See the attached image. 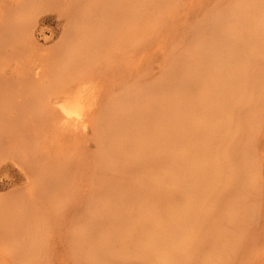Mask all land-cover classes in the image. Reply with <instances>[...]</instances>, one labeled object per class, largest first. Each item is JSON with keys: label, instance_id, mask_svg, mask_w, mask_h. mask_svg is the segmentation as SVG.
Segmentation results:
<instances>
[{"label": "rangeland", "instance_id": "rangeland-1", "mask_svg": "<svg viewBox=\"0 0 264 264\" xmlns=\"http://www.w3.org/2000/svg\"><path fill=\"white\" fill-rule=\"evenodd\" d=\"M87 1L92 3V0H87ZM125 1L123 2V6L124 7L126 6L125 9H127L129 13L128 16H126L128 20L126 21L128 22V24L125 21L126 30H128L129 25H131L134 22L136 23L135 26H134L135 23L133 24L134 27H132V25L130 26L132 28H129V32H126V30L123 29V33L124 32L126 34L129 33L127 36L128 40L125 39L126 40L125 41L124 38L122 37L123 42L118 46H113V43L108 42V44H112L111 47H107L102 57L96 60L95 59L89 60L87 56L86 61L82 63L84 66L80 67L82 68V70L79 71V74H81L80 76H82L83 78L79 79L78 77L80 76L79 75L77 76L78 73L76 72L77 74H74L76 80L73 81L72 87L77 86L78 82L81 83V81L84 79L87 86L93 87L98 92L99 100L106 102L108 97L111 95H112L111 97H113V96H118L119 94L123 95L124 93H126L127 95L130 94L128 89L136 88L138 85L141 87V89L143 88L142 90L143 92L146 86L149 88L151 87L152 89H148L147 93L150 94L149 96L153 95L154 97V94H152L153 93L152 90L154 89L153 86L159 83L161 84V89L158 88L157 92L161 93L162 97H160L161 95L157 96L159 94L157 93L156 97L158 99H156L157 101H154V103L156 107H160L161 102L163 101L162 100L163 96L167 97L169 95L172 101H175L176 98L178 99V96L181 95L186 89L188 90V86L184 85L186 83L185 82L186 79L184 80V74H175L177 78L174 74H172L170 77L168 76L166 77L165 74L166 71H169L168 69L171 67V64L173 65L174 63L173 61L175 60V58L178 57V59L180 60L183 59L181 60L182 62L186 61V59L189 57V56L186 57V54L188 53L187 51L191 49L195 43L204 42L206 40L205 38H209L212 34H214L213 30H207L205 28L204 26L205 21L207 23H210L209 26L212 24L215 27L221 26L220 28H224L225 27L224 24L228 20L229 12L231 10L233 11L234 9H237L240 6L249 4V1L252 0H125ZM15 2L17 3V1L15 0H0V12L1 10L4 11L5 7L7 8V10L5 11L8 12L11 10V12L12 11L15 12V10H12V9H16L15 6L13 7V5H16L14 4ZM82 2L84 3L86 2V0L85 1L84 0H51L50 3H48L49 5L48 4L46 5L45 11L41 12V14L38 12L37 13L38 16L35 15V17L38 18L37 19L38 24L34 22L36 27L33 25L32 30L30 29L31 26L25 27L26 29L29 28V30H31V32L33 33L32 34L33 37H31L32 38L31 40H33L34 42L36 40L35 42L36 44L32 42L35 46L31 47V45L33 44H31L30 42L31 41L30 37L27 36L28 33L25 32L24 33L26 35L25 34L23 35L20 34V35L27 36L28 38L27 37L25 38L29 39L30 40L29 42L23 37L26 40L24 41V39H22L21 36H17L18 38L22 39L19 40L20 42L18 41V38L16 39L17 42L16 40L14 43L11 42L10 39L13 36L12 33H10L11 37L8 38V40L12 43L11 45H8L10 43L4 44L7 42L3 41L4 40L3 37H2L3 38L2 44L6 46L4 45L2 46L0 41V45H1L0 48L3 47L2 49H0V204L4 205L2 211L0 212V264H86V263L111 264L110 262L114 258H119V259H114V261L115 260L116 261L115 262L113 261V264L116 263L117 260H120V258H121L120 261L123 260V262H127V264L130 263L131 264H147V263L148 264H178L179 261L181 264L182 262H186V261L188 262V258L190 257L187 256L189 255L190 251H194V248L196 251H199L198 243L202 241H207V244L204 247L205 249L201 253L202 255L198 253L200 255V258H198V260L196 259V261L192 259L195 262L191 260L192 262L190 263L205 264L206 262H208L207 264H264V120H263L264 119V72H263L264 48L261 49V51H263L262 52L263 54L261 53V55H260L261 51L259 52L257 51L259 56L257 58L258 62L252 63L246 60L248 63L246 62L243 65L242 61L248 58L246 57L244 59V54L248 55L247 54L248 52L246 51L247 53H245V47L243 46L245 45V43H247L248 46L249 43L251 45L253 43L248 42V40L244 42H242L243 41L242 40L240 42L241 44H239V49H241L242 51V47H243V52L241 51L239 52L242 53L241 55H243V58L239 56L240 53L238 52V55L236 54L234 56V58L236 57L234 61L235 64L238 66V70L239 69L242 70L243 68H246L247 73L249 75H247L246 73L244 74V72H246L245 69H243L244 72L239 71L240 74H232V75L226 74L227 76L224 74L226 76V78L224 79L226 80V82L224 81L223 86H226L225 87L226 93L223 90L224 87L219 85L223 90L222 93L224 92L223 95H219L222 97V99H220L222 100V102L219 100L217 101L215 99L216 103L212 104V106L209 109L211 113L210 112L209 114L206 113L207 117L213 113L215 118L213 117V115H211V118L212 119L214 118L213 121L210 118L211 122L209 120L200 123V125L198 124V127L201 126L200 129L205 127L206 131L208 132L204 131V133L206 132V136L202 137L201 139L200 137L203 133L202 131L198 134V136H195L197 141L194 139L193 142L194 147H192L193 143L190 144L191 149L193 148L192 151L191 149L188 150L191 151V156L194 155L193 156L194 159L196 158L195 160H193L194 166L197 165V167H200L202 173H204L205 171L204 175L201 173V177L207 176L208 178L207 177L204 178L205 179V182H203L204 186H198L200 188H198V190L196 189L197 192L199 190L200 191L198 193L196 192L197 194H195V196H192L190 198L191 200H186L182 190H180L182 189V183H183L182 180L181 181L175 180L173 181L174 183H172L168 181L167 178H165L166 174H169L170 172H175V170L178 169L177 166L172 164L173 163L172 155L174 153L172 151L174 150L175 144L179 142V138L177 135L174 136L171 135L173 137V140L175 142L177 141L176 143L172 140L171 137L170 139L172 141V144L170 142L169 144H171L172 146L171 145L169 146V144L167 143V145L165 144L167 148L164 146L163 149L161 150L158 149L156 151H151L149 154L151 156L147 154L149 153V148L151 150L154 148V146L151 145L150 147L151 142L149 140H145L143 142L145 143V145L143 144V146L147 151L146 152L144 150L143 152H141L142 150L140 151V154L143 155L142 157H144V159H140L138 163L129 162V159H131L134 156L130 153L125 154L124 158L122 156L121 157L122 159L120 158V160L116 162L112 157L111 158L108 157L107 154L104 153L100 154V151L103 148L102 146L99 145V143L96 142L95 136L91 130H89V133H87V131L83 132L81 129H79L76 135L74 134L76 138L75 140L78 142L77 148H75L76 147L75 145L74 147L73 146L70 147L69 146L70 144H67L69 142L65 141L67 138H65L62 132V135L64 137L63 139L65 141L64 147L65 144L69 146L68 150L70 151L69 153H71L70 155L72 156L70 157V155H68L70 157V160L67 162H66L67 158L65 159L64 154L61 153L63 156L60 154L62 148H60L59 150L57 144H55L57 148H53L55 146L51 143V145H53L51 146L52 151L50 150L51 155L55 154L54 157L56 158V161L62 156V158L64 159L63 165L62 162H60V160L59 162L58 161L56 162V161H52V158L51 159L47 158L41 151V149L46 146L43 142L45 140L43 139L46 140L48 139L51 142L53 141L52 137H53L54 129L56 127L55 124L59 122L60 119L56 117V114L59 112L56 113L52 110L49 113L48 112L49 107L46 108V106H51V105H49L47 102L44 101L43 103H41V100L39 101L34 100L35 102L33 101L34 103L31 104L34 110L30 109L31 108L30 107L28 108L29 110L28 112L27 109H24L26 108L25 107L26 96H29V94L32 91L31 88H33V86L31 85H34L35 88L37 86H40V84L41 86H43L42 83H44V86H46L47 83L45 82H48V84L54 82L55 80L54 78L56 77L53 76L54 77L53 78L51 76L53 75L52 67L54 66V65L52 66V64L55 62L52 60V62L50 63V57L53 54V52L56 51V48L59 46L58 44L61 42V39L63 38L62 33H64V30L69 24L70 21L69 18L74 12L78 10L77 8L84 6ZM114 2H116V0H114ZM117 2H119V0H117ZM10 5L12 6L11 8ZM1 6L3 7L1 8ZM115 10H118V8L116 7ZM5 11L4 13L2 12L4 16H6L7 14V12ZM79 11L81 10L79 9ZM131 12L139 13L137 15H140V18L136 20L134 17V13ZM2 14L0 16H3ZM28 14H29L28 12L27 14H25L26 17ZM15 15H18V13L17 14L15 13L14 16ZM212 19L213 21H215L216 19L217 22L216 21L212 22ZM124 20L125 18L123 19V21ZM2 21L3 20H1L0 18L1 23ZM114 21L116 22V20ZM115 22L113 23V25L117 24V22L116 23ZM221 23H223V26ZM28 24L32 25L30 23ZM1 26L2 25H0V27ZM0 30H2V28H0ZM3 31L2 33H4ZM0 36H2V34ZM33 38H35V40ZM182 55L183 57L186 58L181 57ZM237 56L239 58H237ZM61 59L62 62L65 61L63 57H61ZM237 60L242 63L237 62ZM237 63H240L242 66H240V64ZM256 66L257 68L259 67L261 68V69L259 68L260 74L257 68H256L257 70H253V68ZM247 68L249 70L251 68L252 73H250L251 71L249 72ZM257 71L258 74H256ZM49 74L51 75L50 77H48ZM165 77L167 78V80L163 79ZM162 79L167 83V85L168 82L169 83L171 82V86L169 85L171 87V90H169L170 87L167 88L166 83ZM172 79L176 80L177 85L176 83L173 82ZM237 80L239 81L237 82ZM56 81L57 80H55L54 83H56ZM229 81L232 82L229 83ZM68 85L67 87H69ZM180 85H184L185 89L181 90L182 87ZM219 86H217V88ZM256 86H258L259 88L258 87L256 88ZM233 89L236 93H234ZM101 91L103 93H101L100 95ZM151 91L152 93H150ZM230 91H233L232 95L229 94ZM233 95H235L236 97L234 96L233 98ZM191 97L193 98L194 96ZM191 97L185 99H190ZM50 98L52 97L50 96ZM142 101L144 104L145 100H141L140 103ZM223 102H226L227 104ZM31 105L28 104V106ZM144 105L143 107L145 109L146 107ZM36 106L40 110L39 112L38 109L36 110L34 108ZM100 106L101 107H99V109L101 112L102 104ZM231 106H232V110H230ZM221 107L223 109L224 108L229 109L232 113H230L229 111V113L227 114L224 109L223 111L225 112V116L223 113V117H222ZM217 108H220L221 110ZM256 109L259 110L257 111ZM45 110L51 116L53 115L51 114V112L52 113L54 112L55 117L54 115L52 116L54 119L48 113H45L46 112ZM255 110L260 116L255 114ZM208 111L206 110V112ZM219 112H221V114ZM22 113H26V115ZM38 114L39 117H41V119L39 118V120H37ZM230 114L231 116L234 117L230 116V118L232 119L228 121L230 119L228 118ZM22 115L27 116L26 117L27 120L24 117H22ZM19 116H21L22 119L24 120H21V117ZM31 116H33L36 119L35 120L36 122H34V118ZM57 116H59V114ZM247 118H251L253 120L254 118L256 119L258 118V120L255 119V123L252 124V121L248 120ZM17 119L20 120V123L22 124L20 126L22 128L23 127L25 128L22 129L19 125H17L20 123L17 124L15 123V122H19ZM224 122H226L227 125H225L226 124L225 123L224 124L225 126H222ZM11 123L14 124V127L13 125L11 126ZM30 123H35V125L34 124L31 125ZM220 123L221 125H219ZM24 124H26L27 126ZM18 126L19 129L21 128V130H24L22 132L25 133V137L28 136V138L26 137L27 140L25 141V143L20 141V140H24V133L22 132L19 133ZM28 127H31V129L33 130L31 131V129ZM223 127L226 128V131H223L224 130ZM13 130L14 133L12 132ZM26 130L27 133L29 131L30 133L26 134ZM46 130L47 132H45ZM32 132L35 134L33 135ZM15 133L16 134L19 133V135L15 136ZM215 133L217 134L215 135ZM45 134L46 136H44ZM65 135H69V134H65ZM29 136L31 137L34 136V138L36 137L37 143L35 141L34 143H32L33 142L32 139L34 138L30 137L31 139H29ZM69 136H70L69 138L71 139H67V140L70 141L73 138L71 135ZM209 136L211 138L212 136H216L214 137L216 139L214 138L212 139L214 140L215 143L210 139ZM221 136H223V138L226 136V138H224V140L221 141L222 140ZM220 137L221 139L219 140ZM199 139L200 140L203 139V140L198 142ZM28 140H32V141H29V143L27 144L26 142H28ZM48 140L46 144L48 143L50 145L49 143L50 141ZM217 140L221 145L217 144ZM20 142L23 144H21ZM213 143L215 145H213ZM42 144L44 145V147H41ZM49 145L47 146L49 147ZM212 145L215 147V150H213ZM65 148L62 149L64 150L63 152L67 150ZM74 148L76 149V151ZM210 148L213 151V153L212 151H210ZM195 149L199 151L197 155H195L196 154ZM216 149L220 150V154L217 153L219 151ZM68 150L66 151V153H68ZM55 151L57 153H55ZM66 153L65 155L66 157H68ZM128 154L131 156H129ZM210 154H213L212 156H214L215 154L216 158L220 156L219 157L220 159L218 160H221V164H219V166L221 165L222 167L221 169L218 168V166H216L218 165L217 163L215 165V162H217V160L212 161L213 159L216 158H213ZM100 155L102 156V159ZM244 155L246 156L243 158ZM152 156L154 158H152ZM209 156L212 157V160L211 159L209 160L210 158ZM72 158L75 159L72 160ZM150 158H152L151 163L147 161L148 159L151 160ZM234 160H237L236 162L238 164L235 165L236 166L238 165L239 168L236 166L234 167ZM54 163L55 165L56 164L59 165V167L56 165L57 171H59L60 173L62 172L65 175L60 174L57 171L56 172L58 173V176L54 175L55 167H56ZM125 163L127 164L126 166ZM248 163H251V167L248 166L247 168H250L251 170L253 168V172L249 171V173L250 174L253 173V175L252 174L251 175L252 177L254 176L253 181H251V183L249 182V185H251L252 182L254 181L255 182L254 185L252 184L253 187L251 186V188L247 187L249 186L247 185L248 183L246 184L247 186L245 185V183L238 184V186L243 184L250 190H248L247 188L246 190L244 188L245 190L243 191L245 192H243L244 194H241L243 196L242 197L239 196L240 198L238 199L241 198L243 199V197L245 198L241 201L239 200L240 202H237L235 201L236 198L238 197L237 194H239L237 192H239L238 190L242 189L244 186L241 188L239 186L238 189H235L237 184L235 181H238L237 174L239 175L242 169L245 168V166L242 165ZM208 164H210V166ZM212 164H214L215 166ZM232 164H233V168H231ZM116 165L122 167L121 169H123V171ZM206 165L207 167L208 166L209 167L208 168L205 167ZM130 166L131 167L133 166L132 167L133 169L129 168ZM204 167L206 168V170ZM61 169L64 172L60 171ZM170 169H172L173 171ZM207 169H209L210 171ZM214 169H217L215 174L213 173ZM254 169H256L257 172ZM221 170L223 173L221 172ZM67 171H69V173ZM244 171L245 169L242 171V173H245ZM50 172L53 174H51ZM184 172L188 173V171L183 170V174L181 171L180 172L181 176L179 177V175H177V178L184 179L183 178L185 177ZM209 173H212L214 176ZM190 174H192V172ZM221 175L222 178L224 175H226L224 176V178H231L232 176L237 178L236 180L234 178L223 179L224 180L223 181L220 178ZM255 176L256 179H254ZM194 177L196 178V176ZM219 178L221 180H218ZM158 179L160 180L163 179V180L159 181ZM208 179L209 181H207ZM243 180L247 181V177ZM192 181H193V177H192ZM207 182H210V185L212 187ZM47 183L48 184L50 183L49 186L51 189L48 188L49 186L47 187L48 185ZM137 183H138V190L137 188H134L137 187L136 186ZM156 183H158V185L160 184V188L158 185L155 186ZM227 183L230 184L229 187L231 186L234 190L232 189V191H230L231 188H229L230 190L228 189V186L226 185ZM150 184H154L152 185L153 187ZM233 184H235V186ZM141 185H144L143 186L144 189L142 187L144 191L141 190ZM171 186L172 187L174 186V190H176L175 192L177 194L174 192ZM157 187L159 188V190H157L158 189ZM225 187L226 189H228V191L231 192L230 195H228L229 192L226 189H224ZM210 189H213L214 197L216 192H218V196H221L224 191L225 192L227 191L228 194L226 192L225 196L228 197L222 196L225 199L224 203H226L227 201V203L230 202L231 204V201L229 200L233 199V194H234L235 200H232V203L234 202L233 204H236L235 202H237L240 204L239 206L237 204L238 207L232 205V207L226 208L232 214L230 215L229 219L226 220L222 218L221 219L222 221L219 220L218 221V223H220L219 227L211 226L213 224L209 223L210 228L207 230L205 229L206 232L204 234L198 232V228L201 227L200 225H202V222L207 219V215L208 216L215 215V214H207V213L215 211L217 208V207H215V209L211 208L210 205L212 202L211 201L207 202L206 201L207 198L204 199L205 194L202 197V193ZM220 189L222 192L219 191ZM236 190L237 192L235 193H237L236 194L237 196L235 197V193L233 192ZM251 190L252 192H250ZM145 191L147 192L145 193ZM123 192L124 193L126 192L125 193L126 195ZM114 193L116 195H114ZM102 194L103 195L109 194L110 197L113 195L115 196L116 201L114 202V204H111V199H109L108 202H106L107 197H102L103 196ZM169 195L173 196V198L170 196L172 200L170 199ZM125 196L128 199L125 198ZM130 196H132L131 198L133 202H135L134 199L136 197L139 198V199L137 198L138 200L135 199L137 203L140 202L138 204L139 206L137 204H136L137 207L135 206V204L133 205ZM163 196L165 198H163ZM230 196L231 198H229ZM161 197L163 198L164 203L161 202L162 200ZM120 199L122 200L119 201ZM164 199H166V201H164ZM242 201H244L245 204L241 205L243 203ZM183 202L185 203V205L186 202L189 203L188 208H190L189 210L191 211L189 212L190 215L187 213L188 215L186 214L185 218L182 219L181 223L175 228L176 231L174 230V232H171L170 230L174 229V227L176 226V221L175 219H171L170 215H172L171 213L174 212V209L176 207L184 208L185 205H182L184 204ZM259 202L260 204L257 205ZM122 203L125 205L121 206ZM142 203L143 205L145 204L147 206L146 207L143 206ZM126 204L127 205L131 204L130 208L127 207ZM160 205L162 208L160 207ZM240 205L245 209L240 207ZM244 205H246L247 208L248 207L252 208V210L250 209V211L256 209L253 208L254 205L259 206L257 208L259 212L254 217V219L252 218H251L252 220L249 219V216L245 212L247 209ZM132 206L136 207V208L134 207L135 210L133 209ZM106 207L107 209H105ZM125 207L128 211L131 209L129 211L131 214L127 213L128 215H126L127 211L124 212L126 209H123ZM138 207H140L142 215L144 213L145 215L147 213L148 214L145 217L139 216L141 212L140 210H138L139 209ZM234 207L235 209L237 208L235 211H234ZM166 208H168L169 211L168 209L166 210ZM231 208L233 211L230 210ZM88 209L91 211H88ZM110 209H113V211H109ZM146 209H147V213H146ZM157 209H159L158 211L160 212H157L156 211ZM144 210L145 212L143 213ZM131 211H133V213ZM136 212H138L139 215H137L138 213ZM91 213H93L95 219L91 218L92 217ZM115 213L117 214V216L118 214L123 213L124 215L122 216L120 215V216L121 219L124 218L125 221H120L121 219H117L116 218L117 216L115 217ZM164 213H166L167 216ZM153 214H155L156 217L153 216ZM159 214L160 215L162 214V216H160ZM245 214L248 217H246ZM130 215L131 216L133 215L132 219L135 218L136 215L138 216V220L137 219L134 220L135 223L132 221V223H134L133 225L130 224L131 222H129L128 220L130 217H127ZM168 216L170 217L168 218ZM105 217L107 218V221L109 220L108 222L106 221L107 224L106 222L104 223L103 220L106 219ZM139 217H141L142 219L140 218L139 220ZM155 219L156 221H154ZM147 220L150 223H148ZM102 221L104 227L99 228L101 226ZM169 222H171L172 225L169 224ZM249 222L251 223V227L249 226L248 228L247 223ZM120 224H123L125 227L127 226V228L129 226L132 227L136 226L135 227L136 229L137 226H139V229L137 230L135 229L136 230L135 231L133 230L134 227L133 228L129 227V229L127 230V228L121 226ZM117 225L118 228L124 227L125 228L124 230H127L126 231L127 233H122L120 232L121 230L120 231L118 230V232L123 234L121 238L120 235L122 234L118 232L116 236L114 234L115 232L114 230L117 231ZM94 227L95 228L97 227L98 229L97 228L96 229L98 231H100L99 229L104 228L102 231H100V234L103 231L107 232L106 229H108V235H109V233H111L113 230V234H114L113 237L115 238H112V240L113 241L115 240L113 242L114 245L111 242L112 240L110 241L109 236L107 237L108 240L104 239V241L106 240L107 243L108 241L112 243L110 244L111 247H109V245L107 244L109 248H113V246L114 247L116 246L115 249L117 250L113 249V251L115 252H113L112 250L108 251L107 250L108 247L107 249L102 248L105 251L101 249L102 246H100L101 244L99 242L102 243L103 238H106V237L102 238V235L104 236L105 232H103L101 237H99L98 233L96 234V232H94L97 231L96 229H94ZM90 228L94 229L92 232L95 233L94 235H96L97 237L96 236L93 237L94 235L92 236L91 234L90 236L89 232L87 233V231ZM215 228H216V232L218 233L217 234L218 238L215 237L213 234L210 235L209 233H207L208 230H210V232L212 233L211 229H214L215 231ZM243 228L246 230V232L243 231L244 230ZM250 228H252V230H250ZM2 229L3 230L5 229L6 232L5 230L3 231ZM124 230L122 231L125 232ZM34 231L36 233V237L34 235ZM241 231L243 233L245 232L244 233L245 235L244 234L241 235L242 234ZM130 232L133 233V235L131 234L132 236L130 237L128 235L125 236V234H129ZM25 233L28 234L25 235ZM198 234H202V236ZM237 234L240 236H237ZM249 234L252 236H250ZM111 235L112 234H110V236ZM207 235H209L210 237ZM124 236L127 238H123ZM92 237L94 239L97 238V240L101 238L102 240L100 239L101 241L98 240V242H96L97 240L96 239L92 240L93 239ZM89 238L92 241L89 242L91 243L90 244L91 248L89 249L88 252L86 248L88 249L89 245H87L86 248L85 245L90 240ZM104 241L103 243L106 244V242ZM195 241L197 242V244L195 243ZM94 243H96L95 244L97 246L96 248H99L104 252L101 253L104 254V256H106L105 257V259L107 258L106 261L104 257H103L104 261L102 260V257L100 258V256H103L100 253H99L100 254L99 258L101 260H97L98 258L96 259L95 257L96 253L100 252V250L96 252L97 249L95 248ZM190 244H192L191 247H193L194 245L192 249L189 248ZM234 244H237V247L236 245L234 246ZM244 245L245 247H247V249H244L242 247ZM92 246H94V250L96 249L95 250L96 253H94L95 256L94 255L90 256L91 255L90 253L92 252L91 249H93ZM231 246L232 248H230ZM254 246H256V248ZM81 247L85 250H82ZM103 247H106V245H103ZM252 247H254V249ZM187 249L190 250L188 253L186 252L188 251ZM183 250L186 251L183 252ZM230 250L232 252H230ZM182 252L184 254L187 253L186 254L187 256L185 255L187 259L186 257L183 256L186 260L182 257V255L184 254H182L181 257L178 256L179 255L178 253H182ZM108 254H110L112 257L109 256ZM176 255L180 259L182 258L181 259L182 261L178 257H175ZM190 256L191 258L194 257L193 255ZM108 257L109 258L111 257L112 259L110 258L111 259L110 260ZM124 257L126 259H124ZM117 263L120 264L121 262L119 263L118 261Z\"/></svg>", "mask_w": 264, "mask_h": 264}, {"label": "bare ground", "instance_id": "bare-ground-1", "mask_svg": "<svg viewBox=\"0 0 264 264\" xmlns=\"http://www.w3.org/2000/svg\"><path fill=\"white\" fill-rule=\"evenodd\" d=\"M15 1H17V3L15 2L14 4H16V5H13V7L15 6V8L16 9H12V10H15V12L14 11H12L11 12V10L10 11H5V10H7V8L5 7L4 9V11L5 12H7V14H6V16H4L3 14H2V12L4 13V11H2L1 10V12H0V15L2 14L3 16H0V18H1V20H3L2 21V23L0 24V25H2L0 28H2V30H0L1 31V33H0V35L2 34V36H0V38H1V45L3 46L4 44H8V43H10V44H8V45H11L12 43L11 42H15V40L18 38L17 36H21L20 34H25V33H28L27 34V36L28 37H30V40L32 39L31 37H33L32 36V32H31V30H32V27H33V25L36 27V25L34 24V22L36 23V24H38L37 23V19L38 18H36L35 17V15L36 16H38V12L41 14V12H43V11H45L46 10V5L48 4V3H50V1L51 0H15ZM85 1V0H84ZM125 0H119V2H117V0H116V2H114V0H95V1H93L92 0V3L91 2H88L87 0H86V2H82L83 4H84V6H82V7H80V8H77L76 10V12H74L72 15H71V17L69 18V24H68V26L66 27V29L64 30V33H62V36H63V38L61 39V42L58 44L59 46L56 48V51L55 52H53V57H52V55H51V57H50V63L52 62V60L56 63V61H57V63L55 64V63H53L52 64V68H53V71H52V73H53V75L51 76L50 74L48 75V77H56V78H54L55 80H57L56 81V83H54L55 82V80H54V82H52V83H50V84H48V82H45V83H47V87L46 86H44V83H42V85L43 86H41V84H40V86H37V87H35L34 88V85H31V86H33V88H31L32 89V91H31V93L29 94V96H26V105H25V107L26 108H24V109H27L28 110V108H30V109H32V110H34L32 107V105L31 104H33L35 101L34 100H36V101H39V100H41V103H43V101L44 102H47L49 105H51V106H46V108H48L49 107V110H48V112L50 113V111H54V112H59V113H57L56 114V117H58V118H60L59 119V122H57L56 124H55V129H54V132H53V137H52V139H53V141H54V143H53V141L51 142L50 140H48V141H50L49 143H50V145L47 143L46 144V142H47V140L46 139H43V140H45V141H43L44 142V144L46 145L45 147H44V145L42 144L41 145V147H44V148H42L41 149V151L43 152V154L47 157V158H52V161H56V158L54 157V155H51V146H55V144H57V146L59 147V150H60V148H62V149H64L66 146H68V145H66L65 144V147H64V142L65 141H68L69 143H67V144H70L69 146L70 147H74V145L76 146L75 148H77L78 147V142L75 140L76 138H75V136H74V134L76 135V133L79 131V129H81L83 132H86L87 131V133H89V130H91L92 132H93V134H94V136H95V140H96V142L97 143H99V145L100 146H102V150L100 151V154H107L108 155V157H112L114 160H115V162L116 161H119L120 160V158L123 156V158H124V155L125 154H127V153H130V154H132V155H134L135 156V154H136V156L134 157H129V158H131V159H129V162L130 163H138V161L140 160V159H144V157H142L143 155H141L140 154V151L141 152H143V150L146 152L147 150L144 148V146H143V144L145 145V143H143L145 140H149L151 143H150V147H151V145H153L154 146V148L153 149H151L150 150V148H149V153L147 154V155H149L150 154V152L151 151H156V150H158V149H163V147L165 146L166 148H167V143L169 144V142L172 144V141H171V135H177L178 136V138H179V142H177V144H175V147H174V150L172 151V152H174L173 153V163L172 164H174L175 166H177V170H175V172H170L169 174H166V177L165 178H167L168 179V181H170V182H172V183H174L173 181H175V180H178V181H181L182 180V189H180V190H182V192H183V195H184V197H185V199L186 200H191L190 198L192 197V196H195V194H197L198 192H197V190H198V188H200V187H198V186H204V183L203 182H205V177H207V176H202L201 177V173H202V171H201V169H200V167H197V165L196 166H194V162H193V160H195L194 159V155L193 156H191V151H192V149H191V145L190 144H192L193 142H194V139L196 140V137L195 136H198V134L202 131L203 133H202V135H201V137H200V139L202 138V137H205L206 136V132H208V131H206V129H205V127H203L202 129H200L201 128V126L200 127H198V124L200 125V123H203V122H205V121H209L210 120V118H211V115H213V113L212 114H210V116H206V113H208L209 114V112H210V107L212 106V104H214V103H216L215 101L217 100H219V101H221L222 102V100H220V99H222V97L221 96H219V95H223V93L225 92V87L226 86H223V83H224V81L226 82V80H224L225 78H226V74H230V75H232V74H240V72L239 71H243L244 72V70L243 69H245L246 70V68H243L242 70L241 69H239L238 70V66L235 64V58H234V56L237 54L238 55V52L239 51H241V49H239V44H241L240 42L242 41V42H244V41H247L248 40V42H251V43H253L252 45L249 43V46H248V44L247 43H245V45H244V43H243V47H245V53H247L248 55H246V54H244V59L246 58V57H248V58H246L244 61H242L243 62V65L247 62L246 60H248V61H250V62H258V60H257V58L259 57L258 56V53H257V51L259 52V51H261V49H263L264 48V0H252V1H249V4H245V5H243V6H240V7H238L237 9H234L233 11L231 10L230 12H229V15H228V20H227V22L224 24V28H220V27H215L214 25H210L209 26V24L210 23H207L206 21H205V24H204V26H205V28L207 29V30H213V32H214V34H212L209 38H205L206 40L204 41V42H197V43H195L194 44V46L191 48V49H189L187 52V54H186V57L187 56H189L187 59H186V61H184V62H182L181 60H183V59H178V57L177 58H175V60L173 61L174 63H173V65L171 64V67L168 69L169 71H166V77L168 76V77H170L172 74H184V80L186 79V83L184 84L185 86H188V90L186 89L181 95H179L178 96V99L176 98V100L175 101H177V102H175V101H172V99H171V97L168 95L167 97L166 96H163V101L161 102V105H160V107H156L155 106V103H154V101H157L156 99H158L157 97H156V94L157 93H159V92H157V89L158 88H160L161 89V84H159V83H157V84H155L153 87H154V89L152 90L153 91V93H152V91L150 92V93H152V94H154V97H153V95H151V96H149L150 94H148L147 93V90L148 89H152L151 87L149 88V87H145V90H144V92L142 91L143 90V88L141 89V87L138 85L136 88H131V89H128V91L130 92V94H126V93H124L123 95H118V96H113V97H111V96H109L108 97V99H107V101L105 102V101H100L99 100V96H98V92L93 88V87H90V86H87L86 85V83H85V81H84V79L81 81V83L80 82H78V85L77 86H73L72 87V85H73V81H75L76 80V77H75V75L74 74H77V76L79 75H81V74H79V71L80 70H82V68H80V67H82V66H84L82 63H84L85 61H86V59H87V56H88V58H89V60H96V59H98V58H100V57H102V55H103V53L105 52V50L107 49V47H111V45L112 44H108V42L110 43H113V46H118V45H120L122 42H123V38H124V40L126 39V40H128V34H126L125 32V36H124V33H123V29L124 30H126V28H125V24H126V22L128 21L127 20V18H126V16H128V11H127V9H125V7L123 6V2H124ZM126 2V1H125ZM81 3V4H82ZM115 3V4H114ZM118 3V4H117ZM117 4V5H116ZM49 5V4H48ZM3 6H1V8H2ZM12 6L10 5V8H11ZM116 7L118 8V10H115L116 9ZM9 8V9H10ZM79 9L81 10V11H79ZM27 12L29 13L28 15H27V17H26V15L25 14H27ZM116 12V13H115ZM17 14L18 13V15H15L14 16V14ZM118 13V14H117ZM131 13H134V17H135V19L136 20H138L139 18H140V15H137V14H139V13H137V12H131ZM130 13V14H131ZM18 18H17V17ZM115 16H116V18H115ZM3 17V18H2ZM5 17V18H4ZM26 17V18H25ZM213 17V16H212ZM216 17V16H215ZM20 18V19H19ZM23 18H25V19H23ZM125 18V20L123 21V19ZM130 18V17H129ZM208 18V17H207ZM218 18V17H217ZM216 18V19H217ZM17 19H18V21H17ZM134 19V18H133ZM134 19V20H135ZM209 19V18H208ZM207 19V20H208ZM215 19V21L217 22V20L219 19H217L216 20ZM33 20V21H32ZM114 20H116V22H117V24H115V25H113V23L115 22ZM127 20V21H126ZM132 20V19H131ZM130 20V21H131ZM135 20V21H136ZM123 21V22H122ZM126 21V22H125ZM215 21H213V19H212V22H215ZM30 23V24H32V25H29L28 23ZM39 22V21H38ZM115 22V23H116ZM131 23V22H130ZM135 23V22H134ZM134 23H132L131 25H132V27H134L135 25H136V23L134 24ZM127 24H128V22H127ZM133 24H134V26H133ZM214 24V23H213ZM222 24V26H223V23H221ZM131 25H129L128 26V30H126V32H129V28H132V27H130ZM139 25V24H138ZM29 26H31L30 27V29L31 30H29V28H25V27H29ZM4 28V29H3ZM26 29V30H25ZM4 30V31H3ZM29 30V31H28ZM34 30V29H33ZM2 31L4 32V33H2ZM63 31V30H62ZM116 31V32H115ZM14 32H15V34H14ZM18 32V33H17ZM20 32V33H19ZM25 32V33H24ZM10 33H12L13 34V36L11 37L10 36ZM11 34V35H12ZM9 35V36H8ZM26 35V34H25ZM27 36H21L22 37V39H24L25 37H27ZM4 38V40H3V38ZM9 37H11V42L8 40V38ZM16 37V38H15ZM24 37V38H23ZM27 37V38H28ZM123 37V38H122ZM127 37V38H126ZM27 38H25L28 42L30 41L29 39H27ZM22 39H20V38H18V41L19 40H22ZM24 39V41H26ZM34 40H35V38H33ZM111 39V40H110ZM2 40L4 41V42H7V43H4V44H2ZM125 40V41H126ZM9 41V42H8ZM16 42H17V40H16ZM20 42V41H19ZM18 42V43H19ZM31 42V44H33L32 42H34L33 40H31L30 41ZM35 42H36V40H35ZM34 42V43H35ZM30 44V43H29ZM30 44V45H31ZM36 44V43H35ZM1 45H0V47H1ZM7 45V46H8ZM14 45V44H13ZM4 46H6V45H4ZM16 46H18V45H16ZM32 46H35L34 44L33 45H31V47ZM74 46V47H73ZM242 46V45H241ZM240 46V47H241ZM243 47H242V51L241 52H243ZM3 48V47H2ZM2 48H0V49H2ZM258 49V50H257ZM247 51V52H246ZM241 52H239L240 54H239V56H241L242 58H243V55H241L242 53ZM263 51H261L260 52V55H261V53H262ZM263 54V53H262ZM66 55V56H65ZM65 56V57H64ZM61 57H63L64 59H65V61L64 62H62V59H61ZM180 57V56H179ZM181 57H183V55L181 56ZM186 57H183V58H186ZM240 57V58H241ZM237 58H239L238 56H237ZM60 59H61V61H60ZM176 59H178V60H176ZM239 60V59H238ZM237 60V62H240V61H238ZM241 60V59H240ZM242 62H240V63H242ZM249 62V63H250ZM264 62V61H263ZM240 63H237V64H240ZM248 63V62H247ZM264 64V63H263ZM235 65H236V67H235ZM258 65V64H257ZM240 66H242L241 64H240ZM252 66V65H251ZM54 67H55V69H54ZM259 67V66H258ZM257 66L256 67H254L253 68V70H259V68H257ZM248 69V68H247ZM261 69V68H260ZM248 71L250 72L251 71V68H250V70L248 69ZM36 72V71H35ZM77 72V73H76ZM263 72H264V70H263ZM247 74V75H249L248 73H247V70H246V72H244V74ZM250 73H252V71L250 72ZM35 74H38V73H35ZM55 74V75H54ZM170 74V75H169ZM226 76H225V75ZM256 74H258V71H257V73ZM259 74H260V70H259ZM262 74V73H261ZM173 75V76H174ZM229 75V76H230ZM251 75V74H250ZM176 76V75H175ZM238 76V75H237ZM81 77V78H80ZM80 77H78L79 79H82L83 77L82 76H80ZM163 78L164 80H167V78ZM78 78H77V80H78ZM176 78H177V76H176ZM183 78V77H182ZM232 78V77H231ZM162 79V80H163ZM249 79V78H248ZM163 80V81H164ZM173 80V82L174 83H176V80L175 79H172ZM171 80V81H172ZM175 80V81H174ZM183 80V79H182ZM228 80H230V79H228ZM53 81V80H52ZM161 81V80H160ZM162 81V82H163ZM170 81V80H169ZM239 80H237V82H238ZM158 82V81H157ZM165 82V81H164ZM168 82V81H167ZM178 82V81H177ZM228 82V81H227ZM232 81H229V83H231ZM68 83H69V85H68ZM83 83V84H82ZM166 83V82H165ZM165 83H164V85H165ZM69 86V87H67V85ZM21 85V84H20ZM166 85H167V83H166ZM171 86V82L169 83L168 82V85H167V88L168 87H170ZM176 85H177V83H176ZM184 85H180L181 87H182V89L181 90H183V89H185L184 88ZM219 85H221V86H223L224 87V92L222 93V89H221V86H219ZM236 85H237V83H236ZM30 86V87H31ZM217 86H219L218 88H220V89H218L217 88ZM30 87H29V89H30ZM162 87H163V85H162ZM255 87V86H254ZM258 86H256V88H257ZM173 88H175V87H173ZM259 88V87H258ZM26 89H28V88H26ZM140 89V90H139ZM167 90V89H166ZM169 90H171V87H170V89ZM180 90V91H181ZM142 91V92H141ZM159 91V90H158ZM168 91V90H167ZM233 91H234V89H233ZM233 91H230V95H232V92ZM26 92V91H25ZM141 92V93H140ZM101 93H103L102 91L100 92V95H101ZM138 93V94H137ZM166 93V92H165ZM188 93H189V96H188ZM226 93V92H225ZM234 93H236L235 91H234ZM233 93V94H234ZM159 95H161V93H159L157 96H159ZM50 96L52 97V98H50ZM149 96V97H148ZM191 96H194L193 98L191 97ZM219 96V97H218ZM234 96L235 95H233V98H234ZM23 97V96H22ZM144 97V98H143ZM160 97H162V95L160 96ZM159 97V98H160ZM175 97H177V96H175ZM189 97H191L192 99H194V100H192L191 98L190 99H185V98H189ZM217 97H218V99H217ZM236 97V96H235ZM143 98V99H142ZM140 99V100H139ZM216 99V100H215ZM141 100H145L144 101V104H147V105H144L143 104V101L140 103V101ZM34 101V102H33ZM218 103V102H217ZM223 103H226V102H223ZM231 103V102H230ZM235 103V102H234ZM28 104L29 105H31V106H28ZM102 104V110H101V112H100V109H99V107H101L100 105ZM221 104V103H220ZM227 104V103H226ZM248 104H250V103H248ZM42 105V104H41ZM44 105V104H43ZM52 105H54V106H52ZM69 105H71V106H73L74 107V110H75V112L77 113V115L76 116H73V117H71V118H69V117H67L66 115H65V113H64V107L65 106H69ZM143 105L146 107L145 109H144V107H143ZM210 105V106H209ZM233 105V104H232ZM216 106V105H215ZM214 106V107H215ZM218 106V105H217ZM220 106V105H219ZM226 107V106H225ZM251 107H252V105H251ZM36 110L38 109L37 108V106L36 107H34ZM52 108V109H51ZM250 108V107H249ZM99 109V110H98ZM217 109H220V108H217ZM221 109H222V117H223V113H224V116H225V112L228 114L229 113V111L230 110H232V106H231V108H230V110L229 109H225V112L223 111L224 109L221 107ZM220 109V110H221ZM47 110V109H46ZM45 110V111H46ZM206 110L208 111V112H206ZM248 110H250V109H248ZM257 110V109H256ZM256 110H255V114H257V115H259L257 112H256ZM259 110V109H258ZM257 110V111H258ZM40 110L38 109V112H39ZM211 111H213V110H211ZM28 112H29V110H28ZM31 112V111H30ZM47 111L45 112V113H48ZM52 113L51 112V114H53L54 115V117H55V113ZM100 112V113H99ZM253 112V111H252ZM27 113V112H26ZM26 113H22V114H25L26 115ZM35 113H37V112H35ZM48 113V114H49ZM211 113V112H210ZM220 114H221V112H219ZM230 113H232L231 111H230ZM29 114V113H28ZM27 114V115H28ZM59 114V116H57ZM226 114V115H227ZM254 114V113H253ZM252 114V115H253ZM35 115V114H34ZM50 115V114H49ZM52 115V116H53ZM256 115V116H257ZM51 116V115H50ZM51 116V117H52ZM230 116H231V114L229 115V117L228 118H230ZM260 116V115H259ZM16 117V116H15ZM19 117H21V116H19ZM22 117H24L26 120H27V116H24V115H22ZM22 117H21V120H24V119H22ZM31 117H33V116H31ZM50 117V118H51ZM213 117H214V115H213ZM231 117H234V116H231ZM255 117V116H254ZM34 118V117H33ZM39 118L41 119V117H39V114H38V119L37 120H39ZM53 118V117H52ZM215 118V117H214ZM213 118V119H214ZM253 118V117H252ZM28 119H30V118H28ZM54 119V118H53ZM213 119L211 118V120L213 121ZM232 118H230L228 121H230ZM248 120H250V121H252V124H254L255 123V119L256 118H254V120L253 119H251V118H247ZM18 120V119H17ZM32 120V119H31ZM36 119L34 118V122H36L35 121ZM211 120H210V122H211ZM224 120V119H223ZM223 120H222V122H223ZM256 120H258V118L256 119ZM264 120V119H263ZM19 122H15L16 124L17 123H20V120H18ZM22 122V121H21ZM227 122V121H226ZM226 122H224L223 124H222V126H225V125H227V123ZM242 122H243V120H242ZM242 122H241V125H242ZM14 123V122H13ZM25 123H27V122H25ZM52 123V122H51ZM54 123V122H53ZM226 123V124H225ZM245 123H247V122H245ZM29 124V123H28ZM31 125H35V123H30ZM212 124V123H211ZM210 124V125H211ZM225 124V125H224ZM13 125V127H14V124H12L11 123V126ZM17 125H22L21 123L20 124H17ZM24 125H26V124H24ZM23 125V126H24ZM209 125V124H208ZM208 125H207V127H208ZM219 125H221V123L219 124ZM10 126V125H9ZM19 126H18V131H19V133H21L22 131H24V130H21V128L19 129ZM27 126V125H26ZM71 126V127H70ZM17 127V126H16ZM33 127V126H32ZM198 127V128H197ZM221 127V126H220ZM246 127H247V125H246ZM12 128V127H11ZM23 128H25V127H23ZM22 128V129H23ZM28 128H30L31 129V127H28ZM61 129V130H60ZM224 129V130H223ZM223 131H226V128L225 127H223ZM33 129H31V131H32ZM52 130V129H51ZM50 130V131H51ZM17 131V130H16ZM29 131V130H28ZM50 131H48V132H50ZM204 131H206L205 133H204ZM13 133H14V130L12 131ZM45 132H47V130L45 131ZM62 132H63V135L65 136V138H67V139H71V138H69L70 136L69 135H71L72 136V140H70L71 141V143H70V141L69 140H65L64 141V137H63V135H62ZM17 133V132H16ZM15 133V136H17V135H19V133L18 134H16ZM22 133H24V132H22ZM30 133V131L27 133V130H26V134H29ZM33 133V132H32ZM225 133V132H224ZM35 133H33V135H34ZM65 134H69V135H65ZM217 133H215V135H216ZM12 135H14V134H12ZM59 135V136H58ZM214 135V134H213ZM44 136H46V134L44 135ZM61 136V137H60ZM67 136V137H66ZM27 138H28V136H26ZM25 137V133H24V140H20V141H22L23 143H25V141L27 140V138ZM31 136H29V139H31V138H34V136L33 137H31ZM210 137V136H209ZM214 137H216V136H212V138L210 137V139L212 140ZM222 137V140L221 141H223L224 140V138H226V136L223 138V136H221ZM221 137L219 138V140L221 139ZM26 138V139H25ZM36 138V137H35ZM32 139L33 140V142L32 143H34V141L37 143V138L36 139ZM19 139V138H18ZM22 139H23V137H22ZM50 139H51V137H50ZM198 140V142L199 141H202V140ZM214 139H216V138H214ZM32 140H28V142H26L27 144L29 143V141H32ZM170 140V141H169ZM172 140H173V137H172ZM174 141V140H173ZM197 141V140H196ZM213 142H214V140H212ZM220 141V142H221ZM142 142V143H141ZM175 142V141H174ZM175 142V143H176ZM197 142V143H198ZM21 143V142H20ZM23 143H21V144H23ZM31 143V142H30ZM51 143L53 144V145H51ZM215 143V142H214ZM213 143V145H215ZM222 143V142H221ZM166 144V145H165ZM171 144H169V146L171 145ZM217 144H219V141L217 140ZM216 144V145H217ZM47 145H49V147L47 146ZM189 145H190V147H189ZM212 145V146H213ZM219 145H221V144H219ZM69 146L68 147H66L65 149H69ZM172 146V145H171ZM64 147V148H63ZM192 147H194V143H193V145H192ZM221 147V146H220ZM53 148H57L56 146L55 147H53ZM74 148V149H75ZM170 148V147H169ZM217 148V147H216ZM219 148V147H218ZM61 149V151H60V154L62 153V154H64V156H65V159H66V162L67 161H69L70 160V157H72L70 154L71 153H69L70 151L68 150V153H66V151L65 152H63L64 150H62ZM110 149V150H109ZM188 149H191V151L190 150H188ZM21 150V149H20ZM51 150V151H50ZM73 150V149H72ZM168 150V149H167ZM213 150H215V147L213 146ZM216 150H218V149H216ZM57 151V150H56ZM55 151V153H57ZM75 151H76V149H75ZM195 151H196V154L195 155H197L198 154V150H196L195 149ZM210 151H212L211 150V148H210ZM219 152H217V153H219L220 154V150H218ZM215 152V153H216ZM50 153V154H49ZM59 153V152H58ZM65 153L67 154V156L68 155H70V157L68 156V157H66V155H65ZM212 153H213V151H212ZM61 154V155H62ZM111 154H112V156H111ZM107 155H106V157H107ZM129 155V154H128ZM128 155H127V157H128ZM152 155H154V154H152ZM211 156L213 155V154H210ZM218 155V154H217ZM63 156V155H62ZM62 156L60 157V158H62ZM101 156V155H100ZM129 156H131V155H129ZM149 156H151V155H149ZM246 155H244L243 156V158L245 157ZM57 157H59V156H57ZM105 157V158H106ZM126 157V158H127ZM210 157V156H209ZM213 158H216L215 157V154H214V156H212ZM212 157H210L209 158V160L211 159L212 160ZM220 157V156H219ZM216 158V159H213L212 161H216L217 160V162H215V165H216V163L218 164V165H216V166H218V168H222L221 167V165L219 166V164H221V160H218V159H220V158ZM58 159L57 161L59 162V160H60V162H62V165H63V163H64V159L62 158V159ZM69 158V159H68ZM149 158V157H148ZM152 158H154L153 156H152ZM152 158H150L151 160H147L148 162H152ZM55 159V160H54ZM73 159H75V158H72V160ZM101 159H102V156H101ZM108 159V158H107ZM122 159V158H121ZM62 160V161H61ZM106 160V159H105ZM127 160V159H126ZM170 160V159H169ZM56 161V162H57ZM171 161V160H170ZM211 161V162H212ZM237 160H234V167L236 166L235 164H238L237 162H236ZM108 162V161H107ZM123 162V161H122ZM127 162V161H126ZM192 162V163H191ZM233 162V161H232ZM124 163V162H123ZM122 163V164H123ZM214 163V162H213ZM246 163V162H245ZM253 163V162H252ZM50 164V163H49ZM117 164H119V163H117ZM121 164V165H122ZM167 164H168V162H167ZM54 165H55V163H54ZM58 167H59V165L58 164H56ZM55 165V166H56ZM120 165V166H121ZM124 165V164H123ZM122 165V166H123ZM127 164L125 163V166H126ZM173 165V166H174ZM209 166H210V164H208ZM212 165H214V164H212ZM214 165V166H215ZM53 166V165H52ZM57 166L55 167V174L54 175H57L58 176V173L57 172H59V171H57ZM70 166V165H69ZM117 166V165H116ZM208 166V167H209ZM242 166H245V168H243L242 169V171L245 169V173H242V171L240 172V174L238 175L237 174V179H238V181H235L236 180V178L235 177H231V178H224V176H226V175H224L223 176V178H222V175H221V179L223 180V179H235L234 181L237 183H235L236 184V188L234 187L235 186V184H233L232 186L235 188V189H238V187L240 186V188L241 187H243L242 189H240V190H238L239 192H237V190L236 191H234L233 193H235V192H237V193H239V194H237V193H235V197L238 195V197L236 198V200L234 199V194H233V199H231V200H229V201H231V204H230V202L229 203H227V201H226V203H224V201H225V199H224V197H228V196H225V193L228 191V189L229 188H231V190L230 191H232V187L230 186L229 187V185L230 184H226L227 186H228V189H226V187L224 188V189H226L227 191L225 192H223L222 193V195L221 196H218V192H216V194H215V197H214V191H213V189H210V190H206V191H202L203 193H202V197H203V195L205 194V198L204 199H206V201L207 202H212L211 203V208H214L215 209V207H217L216 208V210L215 211H212V212H210V213H207V214H215L214 216L212 215V216H208L207 214V219L205 220V221H203L202 222V225H200L201 227H199L198 228V232H200V233H204L205 234V232H206V230L207 229H209L210 228V225H209V223H212L213 225H211V226H215V227H219V224L220 223H218V221L219 220H221L222 218H224V219H229V217H230V215H232L230 212H229V210L228 209H226V208H228V207H232V205H235V206H237V204H238V206H239V204L240 203H237V202H240L241 200H243L245 197H243V199L241 198V199H238V198H240L239 196H243V195H241V194H244L243 192H245V191H243V190H245L247 187H250L251 188V186H252V184L254 185V182H252V184L251 185H249V182L251 183V181H253V177H252V175H253V173H249V171H252L253 172V168H252V170L250 169V168H247L248 166H250L251 167V163H248V164H245V165H242ZM254 166V165H253ZM117 167H119V166H117ZM133 167V166H132ZM131 166L129 167V168H131V169H133ZM169 167V166H168ZM203 167V166H202ZM205 167H207V165L205 166ZM204 167V168H205ZM207 167V168H208ZM236 167H238L239 168V166L237 165ZM258 167V166H257ZM256 167V168H257ZM52 168V167H51ZM65 168V167H64ZM94 168V167H93ZM120 169L122 168V167H119ZM211 168H213V167H211ZM215 168V167H214ZM231 168H233V164H232V166H231ZM238 168H236V169H238ZM242 168V167H241ZM130 169V170H131ZM172 169H174V168H172ZM172 169H170V170H172ZM235 169V170H236ZM53 170H54V168H53ZM59 170V169H58ZM106 170V169H105ZM110 170V169H109ZM122 171H123V169H121ZM129 170V169H128ZM183 170H186V171H188V173H186V172H184V175H185V177H183L184 179H180V178H177V175H179V177L181 176V171H182V174H183ZM201 171V172H198V171ZM205 170H206V168H205ZM207 170H209V169H207ZM216 170L217 169H214V174H215V172H216ZM255 171H256V169H254ZM57 171V172H56ZM60 171H63L62 169L60 170ZM173 171V170H172ZM210 171V170H209ZM208 171V172H209ZM231 171H232V169H231ZM233 171H234V169H233ZM64 172V171H63ZM68 173H69V171H67ZM131 172V171H130ZM192 172V174H190V173ZM221 172H222V170H221ZM221 172H220V174H221ZM257 172V171H256ZM49 173V172H48ZM51 173V172H50ZM60 173V172H59ZM66 173V172H65ZM196 173V174H195ZM204 173H205V171H204ZM204 173H202L203 175H204ZM223 173V172H222ZM51 174H53V173H51ZM60 174H64V173H60ZM67 174V173H66ZM125 174V173H124ZM209 174H212V173H209ZM219 174V175H220ZM255 174V173H254ZM65 175V174H64ZM183 175V176H184ZM206 175V174H205ZM208 175V174H207ZM213 175V174H212ZM232 175V174H231ZM194 176H196V178L194 177ZM214 176V175H213ZM212 176V177H213ZM228 176V175H227ZM164 177V176H163ZM192 177H193V181H192ZM209 177H210V175H209ZM247 177V181L246 180H243V179H245ZM139 178V177H138ZM137 178V179H138ZM190 178V179H189ZM208 178V177H207ZM214 178V177H213ZM216 178H217V176H216ZM218 179V180H221V179ZM109 179V178H108ZM252 179V180H251ZM254 179H256V176H255V178ZM50 180H52V179H50ZM142 180V179H141ZM159 181H162V180H160V179H158ZM212 180V179H211ZM207 181H209V179L207 180ZM224 181V180H223ZM49 182V181H48ZM214 182H216V181H214ZM51 183V182H50ZM49 183V184H50ZM144 183V182H143ZM171 183V184H172ZM209 185H210V182H207ZM230 183H231V181H230ZM240 183H245V185L247 184V185H249V186H245V185H243V184H241V185H239L238 186V184H240ZM48 184V183H47ZM49 184L47 185V187L49 186ZM168 184V183H167ZM201 184V185H200ZM151 186L152 185H154V184H150ZM158 185V183H156V185L155 186H157ZM174 185V184H173ZM178 185V184H177ZM225 185V184H224ZM119 186V185H118ZM136 186L137 187H134V188H137V190H138V183L136 184ZM144 185H141V190L142 191H144L143 189H144V187H143ZM159 186V188H160V184L158 185ZM175 186V185H174ZM174 186L172 187L171 186V188H173V190H174ZM211 186V185H210ZM121 187V186H120ZM142 187H143V189H142ZM153 187V186H152ZM212 187V186H211ZM224 187V186H223ZM253 187V186H252ZM48 188H50V186L48 187ZM123 188V187H122ZM128 188V187H127ZM131 188V187H130ZM156 188V187H155ZM158 188V187H157ZM159 188L157 189V190H159ZM176 188V187H175ZM205 188V187H204ZM220 188V187H219ZM245 188V189H244ZM51 189V188H50ZM132 189H133V187H132ZM178 189V190H179ZM197 189V190H196ZM217 189H218V187H217ZM221 189H222V187H221ZM221 189L219 190V191H221ZM248 190H250L249 188H247ZM246 189V190H247ZM45 190H48V189H45ZM114 190V189H113ZM136 190V189H135ZM140 190V191H141ZM145 190H147V189H145ZM172 190V189H171ZM202 190V189H201ZM234 190V189H233ZM115 191H117V190H115ZM126 191V190H125ZM131 191H133V190H131ZM141 191V192H142ZM147 191H149V190H147ZM147 191H145V193L147 192ZM161 191V190H160ZM176 190H174V192H175ZM230 191H228L229 192V194H228V192H227V194L228 195H230ZM242 191V192H241ZM254 191V190H253ZM182 192H181V194H182ZM197 192V193H196ZM222 192V191H221ZM247 192V191H246ZM250 192H252V190L250 191ZM124 193V192H123ZM126 193V192H125ZM124 193V194H125ZM127 193H128V191H127ZM176 193V192H175ZM96 194V193H95ZM133 194H135V193H133ZM172 194H173V192H172ZM177 194V193H176ZM180 194V195H181ZM224 194V195H223ZM226 194V195H227ZM237 194V195H236ZM103 195V194H102ZM114 195H116L115 193H114ZM121 195V194H120ZM126 195V194H125ZM128 195H130V194H128ZM175 195V194H174ZM134 196V195H133ZM136 196V195H135ZM144 196V195H143ZM172 197L173 198V196L172 195H169V197ZM198 196V195H197ZM222 196H224V197H222ZM245 196V195H244ZM102 197H107V199H106V202H108V200L109 199H111V204H114V202L116 201L115 200V196H111L110 197V195L109 194H107V195H103ZM132 196H130V198H131ZM168 197V198H169ZM171 197H170V199H171ZM179 197V196H178ZM183 197V196H182ZM183 197V198H184ZM125 198H127L126 196H125ZM129 198V199H130ZM134 198V197H133ZM138 197H136L135 199H137ZM162 198V197H161ZM163 198H165L164 196H163ZM163 198H162V200H161V202H163ZM229 198H231V196L229 197ZM128 199V198H127ZM134 199V201L135 202H133L132 201V198H131V201H132V203H133V205L135 204V206H136V204L138 205L140 202H138L137 203V201ZM139 199V198H138ZM137 199V200H138ZM238 199V200H237ZM122 199H120L119 201H121ZM172 200V199H171ZM175 200V199H174ZM173 200V201H174ZM232 200H235V201H237V202H235L236 204H233L232 203ZM240 200V201H239ZM260 200V199H259ZM164 201H166V199H164ZM123 202V201H122ZM129 202V201H128ZM127 202V203H128ZM160 202V201H159ZM205 202V201H204ZM243 202V203H242ZM241 203V205H243V204H245V202L244 201H242ZM126 203V202H125ZM130 203V202H129ZM131 203V204H132ZM164 203V202H163ZM166 203V202H165ZM184 203V202H183ZM222 203H223V205H222ZM116 204V203H115ZM131 204L129 205H127V207H129L130 208V206H131ZM149 204V203H148ZM161 204V203H160ZM260 204V202L257 204V205H259ZM124 206L125 204H121V206ZM142 205H143V203H142ZM151 205V204H150ZM158 205H159V203H158ZM157 205V206H158ZM162 205H164V204H162ZM182 205H185V203L184 204H182ZM240 205V207H242ZM120 206V205H119ZM118 206V207H119ZM135 206H132L133 207V209L135 210V208L137 207H135ZM139 206V205H138ZM143 206H147V205H143ZM149 206V205H148ZM153 206V205H152ZM151 206V207H152ZM166 206V205H165ZM209 206V205H208ZM237 206V207H238ZM245 207H246V205H244ZM255 206V205H254ZM253 206V208L257 211H255V210H253V211H250V209L252 210V208H247L246 207V213H247V215L249 216V219L250 220H252V219H254V217L257 215V213L259 212L258 211V207L259 206H255L254 207ZM3 207H4V205L3 204H0V212L2 211V209H3ZM110 207V206H109ZM108 207V208H109ZM135 207V208H134ZM142 207V206H141ZM160 207H161V205H160ZM173 207V206H172ZM189 207V203H187L186 202V205H185V207L183 208H179V207H176L175 209H174V212L173 213H171L172 215H170L171 216V219H175V221H176V226L174 227V229H169L171 232H174V230H175V228L181 223V221H182V219H184L185 218V216H186V214L188 213L189 214V212H191L189 209L190 208H188ZM114 208V207H113ZM128 208V209H129ZM139 209L138 210H140V207H138ZM157 208V207H156ZM156 208H154V209H156ZM162 208V207H161ZM161 208H160V210H161ZM169 208V207H168ZM168 208H166V210L168 209ZM209 208V207H208ZM242 208H244V207H242ZM5 209V208H4ZM96 209V208H95ZM94 209V210H95ZM97 209H99V208H97ZM105 209H107V207L105 208ZM123 209H126V207L125 208H123ZM132 209V210H133ZM149 209V208H148ZM237 209V208H236ZM235 209V207H234V211L236 210ZM245 209V208H244ZM249 209V210H248ZM131 210V209H130ZM129 210V211H130ZM133 210V211H134ZM159 209H157L156 211L157 212H160V211H158ZM210 210V209H209ZM208 210V211H209ZM231 211H233L232 210V208L230 209ZM88 211H91V210H89L88 209ZM87 211V212H88ZM99 211V210H98ZM105 211V210H104ZM109 211H113V209H110ZM124 211V210H123ZM123 211H121V212H123ZM127 211V212H126ZM127 209L124 211V212H126V215H128L130 212H129ZM133 211H131L132 213H133ZM168 211H169V209H168ZM207 211V210H206ZM206 211H205V213H206ZM102 212V211H101ZM140 212H141V210H140ZM145 212V210L143 211V213ZM152 212V211H151ZM162 212V211H161ZM128 213V214H127ZM136 213H138V212H136ZM146 213H147V209H146ZM150 213V212H149ZM170 213V212H169ZM169 213H168V215H169ZM233 213V212H232ZM27 214V213H26ZM25 214V215H26ZM29 214V213H28ZM89 214V213H88ZM131 214V213H130ZM148 214V213H147ZM146 214V215H147ZM163 214V213H162ZM162 214L160 215V216H162ZM165 215H166V213H164ZM187 214V215H188ZM234 214V213H233ZM255 214V215H254ZM24 215V214H23ZM91 215H92V219H95V216H93V213H91ZM122 215H124L123 213L121 214H118V216H117V214L115 213V217L117 218V219H121V216ZM125 215V216H126ZM137 215H139V213L137 214ZM136 215V217L135 218H133L132 219V216L130 215V216H127V217H130L131 218V221H130V218L128 219L129 220V222H131L130 224H134L135 223V219H137L138 220V216ZM145 215V213L142 215V212H141V214L139 215V216H146ZM190 215V214H189ZM201 215H203V214H201ZM27 216V215H26ZM26 216H25V218H26ZM149 216V215H148ZM153 216H155V214H153ZM167 216V215H166ZM170 216H168V218L170 217ZM192 216V215H191ZM245 216H246V214H245ZM248 216H246V217H248ZM104 217V216H103ZM108 217H109V215H108ZM126 217V218H127ZM156 217V216H155ZM157 217H159V216H157ZM28 218V217H27ZM106 218V217H105ZM140 218L141 217H139V220H140ZM148 218V217H147ZM188 218V217H187ZM202 218H203V216H202ZM204 218H206V217H204ZM252 218V219H251ZM103 219V218H102ZM101 219V220H102ZM109 219V218H108ZM111 219V218H110ZM113 219H114V217H113ZM124 218H122L120 221H125V219L123 220ZM142 219V218H141ZM152 219V218H151ZM215 219H216V221H215ZM104 220V223L107 221V218L106 219H103ZM127 220V221H128ZM159 220V219H158ZM109 221V220H108ZM107 221V222H108ZM132 221L134 222V223H132ZM148 221V220H147ZM154 221H156V219L154 220ZM165 221V220H164ZM163 221V222H164ZM168 221V220H167ZM174 221V220H173ZM222 221V220H221ZM225 221V220H224ZM107 222H106V224H107ZM172 222V221H171ZM171 222H169V224H171ZM125 223V222H124ZM148 223H150L149 221H148ZM222 223V222H221ZM250 223V222H249ZM249 223H247V225H248V228H249V226L251 227V223L249 224ZM100 224V223H99ZM98 224V225H99ZM152 224H154V223H152ZM158 224V223H157ZM163 224V223H162ZM196 224V223H195ZM199 224V223H198ZM237 224V223H236ZM104 224H103V221H102V223H101V226L99 227V226H97V227H99V228H102V227H104L103 226ZM121 226H124L123 224H120ZM172 225V224H171ZM241 225V224H240ZM166 226H168V225H166ZM253 226V225H252ZM96 227V228H97ZM125 227V226H124ZM124 227H119L118 228V225H117V231L116 230H114L115 232H114V234H115V236H116V234H118V233H120V232H122V233H127L126 231L129 229V227H132V226H129L128 228H127V226L125 227V228H127V230H124L125 228ZM134 227V229L133 230H135L136 228V226H133ZM132 227V228H133ZM168 227H170V226H168ZM198 227V226H197ZM239 227V226H238ZM95 227H94V229H96ZM107 228V227H106ZM170 228H172V227H170ZM179 228H180V226H179ZM195 228V227H194ZM247 228V229H248ZM93 228H90L88 231H87V233L89 232V235L91 234L92 236L95 234V233H93L92 231L94 230ZM98 229V228H97ZM96 229V230H97ZM104 229V228H103ZM103 229H99L100 231H102ZM137 229H139V226H137ZM136 229V230H137ZM206 229V230H205ZM240 229V228H239ZM244 229V228H243ZM3 230V229H2ZM5 230V229H4ZM3 230V231H4ZM107 230V232L106 231H103V232H105L104 233V236L102 235V233L103 232H101V234H100V231H94V232H96V234L98 233V236L99 237H101V235H102V238L103 237H106V238H103V241H104V239H106V240H108V236L110 237L109 239H110V241L112 240V238H115V237H113L114 236V234H113V230H112V232L111 233H109V235H108V229H106ZM118 230L120 231V232H118ZM122 230H124L125 232H123ZM135 230V231H136ZM189 230V229H188ZM250 230H252V228H250ZM131 231V230H130ZM176 231V230H175ZM178 231V230H177ZM211 231H212V233L210 232V230H208V232L207 233H209L210 235H214L215 237H217V232H216V228H215V231H214V229H211ZM243 231H245L246 232V230L244 229ZM5 232H6V230H5ZM4 232V233H5ZM25 232V231H24ZM118 232V233H117ZM129 232V231H128ZM134 232V231H133ZM242 232V231H241ZM244 232V233H245ZM122 233H120V234H122ZM243 232H242V234L241 235H243L244 234ZM24 234V233H23ZM28 234V233H27ZM26 233H25V235H27ZM100 234V235H99ZM107 234V235H106ZM110 234H112L111 236H110ZM130 234V235H129ZM129 234H125V236H132L133 235V233L132 232H130ZM132 234V235H131ZM166 234H167V232H166ZM197 234V233H196ZM251 234V233H250ZM249 234V235H250ZM34 235H35V237H36V233H35V231H34ZM87 235V234H86ZM90 235V236H91ZM169 235V234H168ZM198 235H201L202 236V234H198ZM197 235V236H198ZM245 235V234H244ZM31 236V235H30ZM89 236V237H90ZM96 235H94L93 237H95ZM119 236V235H118ZM123 236V234L122 235H120V238ZM123 237V238H127V237ZM173 236V235H172ZM207 236H209V235H207ZM237 236H240V235H238L237 234ZM250 236H252V235H250ZM254 236H255V233H254ZM253 236V237H254ZM87 237V236H86ZM92 237V238H93ZM97 237V236H96ZM98 237V238H99ZM165 237V236H164ZM179 237V236H178ZM210 237V236H209ZM248 237V236H247ZM91 238V237H90ZM89 238V239H90ZM211 238H212V236H211ZM218 238V237H217ZM257 238V237H256ZM88 239V240H89ZM96 240H97V238H95ZM94 238L92 239V240H95ZM101 238H99L98 240L99 241H101L100 240ZM192 239V238H191ZM214 239V238H213ZM241 239V238H240ZM91 239L88 241V243L85 245V248H86V246L87 245H89V247H88V249L86 248V250H88V252H89V249L91 248V246H90V244L91 243H89V242H91L92 241ZM98 240L96 241V242H98ZM106 240L104 241V242H106ZM197 240V239H196ZM204 240V239H203ZM237 240H238V237H237ZM251 240H253V239H251ZM258 240V239H257ZM103 241H102V243L101 242H99L98 244L100 245V246H102L101 247V249L102 248H106L107 249V244L109 245V247H111L110 246V244H112L114 241L112 240L111 242L112 243H110V241H108V243L106 242V244L105 243H103ZM189 241V240H188ZM242 241V240H241ZM247 241V240H246ZM36 242V241H35ZM193 242V241H192ZM209 242V241H208ZM33 243H34V240H33ZM191 243V242H190ZM195 243L197 244V242L195 241ZM237 243V242H236ZM250 243V242H249ZM96 243H94V246H95V248L97 247L96 245H95ZM106 245V247H103V245ZM206 244H207V241H202V242H200V243H198V245H199V251H196L195 250V248H194V251H190V250H188V251H186V250H183V252L184 251H186L187 253L189 252V255L187 256L186 254L187 253H178L179 255L178 256H180L181 257V255L182 254H184V255H182V257L184 256V257H190V258H188V262L186 261V262H182L181 264H193V263H190V262H192L193 260H195L196 261V259L198 260V258H200V255H202L201 253L203 252V250L205 249L204 247L206 246ZM241 244H243V243H241ZM248 244V243H247ZM247 244H245V245H247ZM254 244V243H253ZM113 245H114V243H113ZM181 245V244H180ZM236 245V247H237V244H234V246ZM239 245H240V243H239ZM245 245L244 246H242L244 249H247V247H245ZM255 245V244H254ZM34 246V245H33ZM82 246H84V245H82ZM94 246H92V248L93 249H91V255L90 256H95V254L94 253H96V252H98L99 250H100V252H98V253H96V259L97 260H101L100 258L102 257V260L104 261V259H105V257L106 256H104V254H102L101 252H103L102 250H104V249H99V248H96L95 250H96V252H95V250H94ZM192 246V244H190V246H189V248L190 249H192L193 247H194V245H193V247H191ZM258 246V245H257ZM261 246V245H260ZM99 247V246H98ZM108 247V251H113V249H115L116 248V246L114 247L113 246V248H109ZM213 247V246H212ZM211 247V248H212ZM241 247V248H242ZM249 247V246H248ZM255 248H256V246H254ZM254 247H252L253 249H254ZM82 248V247H81ZM120 248H121V246H120ZM230 248H232V246L230 247ZM234 248V247H233ZM261 248V247H260ZM259 248V249H260ZM110 249V250H109ZM235 249V248H234ZM243 249V250H244ZM82 250H85V249H83L82 248ZM93 250H94V252H93ZM106 250V251H107ZM115 250H117V249H115ZM198 250V249H197ZM256 250V249H255ZM258 250V249H257ZM105 251V250H104ZM107 251V252H108ZM196 251V252H195ZM234 251V250H233ZM107 252H105V253H107ZM113 252H115V251H113ZM117 252V251H116ZM181 252V251H180ZM230 252H232L231 250H230ZM93 253V254H92ZM102 254L103 256H100V258H99V255L100 254ZM104 253V252H103ZM110 253V252H109ZM175 253V252H174ZM200 255H199V254ZM259 253V252H258ZM97 254H98V256H97ZM111 254H112V252H111ZM105 255H107V254H105ZM109 256H111L110 254H108ZM186 255V256H185ZM190 255H193L194 257H195V259H194V257L193 258H191V256ZM114 256V255H113ZM173 256V255H172ZM177 255L175 256V257H178ZM95 257H93V258H95ZM103 257H104V259H103ZM112 257V256H111ZM110 257V258H111ZM171 257V256H170ZM175 257H173V258H175ZM183 257V258H184ZM187 257H186V259H187ZM206 257V256H205ZM109 258V257H108ZM109 258V259H110ZM114 258V257H113ZM179 258V257H178ZM112 259V258H111ZM110 259V260H111ZM114 259H119V258H114ZM114 259H112L111 260V264H113V261H114ZM124 259H126L125 257H124ZM168 259H170V258H168ZM180 259V258H179ZM182 259V258H181ZM180 259V260H181ZM185 259V258H184ZM183 259V260H184ZM185 259V260H186ZM189 259H190V261H189ZM193 259V260H192ZM107 260V258L105 259V261ZM120 260H121V258H120ZM120 260H117V262L119 261V263L121 262H123V260L122 261H120ZM163 260V259H162ZM192 260V261H191ZM200 260V259H199ZM206 260V259H205ZM116 261V260H115ZM114 261V262H115ZM126 261V260H125ZM176 261V260H175ZM182 261V260H181ZM195 261H193V262H195ZM116 262V263H117ZM172 262H173V260H172ZM200 262V261H199ZM202 262V261H201ZM116 263H114V264H116ZM120 263V264H121ZM127 264V262H123L122 264ZM143 263H144V261H143ZM170 263H171V260H170ZM174 263H176V262H174ZM208 262H206L205 264H207ZM87 264V263H86ZM118 264V263H117ZM131 264V263H130ZM148 264V263H147ZM178 264H180V261L178 262Z\"/></svg>", "mask_w": 264, "mask_h": 264}, {"label": "snow or ice", "instance_id": "snow-or-ice-1", "mask_svg": "<svg viewBox=\"0 0 264 264\" xmlns=\"http://www.w3.org/2000/svg\"><path fill=\"white\" fill-rule=\"evenodd\" d=\"M63 110H64L65 115L69 118L77 115V113L74 110V107L71 105L65 106Z\"/></svg>", "mask_w": 264, "mask_h": 264}]
</instances>
